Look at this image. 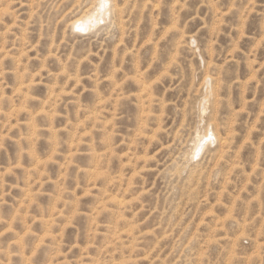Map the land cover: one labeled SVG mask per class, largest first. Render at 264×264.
<instances>
[{"label": "rangeland", "instance_id": "1", "mask_svg": "<svg viewBox=\"0 0 264 264\" xmlns=\"http://www.w3.org/2000/svg\"><path fill=\"white\" fill-rule=\"evenodd\" d=\"M0 264H264V0H0Z\"/></svg>", "mask_w": 264, "mask_h": 264}, {"label": "bare ground", "instance_id": "2", "mask_svg": "<svg viewBox=\"0 0 264 264\" xmlns=\"http://www.w3.org/2000/svg\"><path fill=\"white\" fill-rule=\"evenodd\" d=\"M102 3V2H101ZM104 4V3H102ZM107 5V2L105 3V5H102V7H99L98 9H96L92 14H89V16L87 17H83L81 19L76 20L73 23V28L76 29H80L83 31H88L91 30L94 27V19L96 21H102V19H104L105 15H106V10H108V8L104 9V7ZM107 7V6H106ZM106 19V18H105ZM95 21V22H96ZM104 21V20H103ZM200 135V134H199ZM200 138V137H199Z\"/></svg>", "mask_w": 264, "mask_h": 264}]
</instances>
